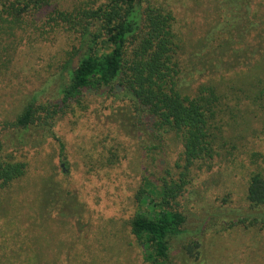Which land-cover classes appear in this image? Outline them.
<instances>
[{"label":"rangeland","instance_id":"rangeland-1","mask_svg":"<svg viewBox=\"0 0 264 264\" xmlns=\"http://www.w3.org/2000/svg\"><path fill=\"white\" fill-rule=\"evenodd\" d=\"M110 1L52 0L28 9L20 25L12 14L9 27L0 28V158L28 167L24 178L2 192L0 243L38 252L45 264H147L131 222L141 211L151 217L152 210L136 195L146 175L170 173L178 181L186 172L174 134L158 140L145 133L141 139V126L125 128L123 109L130 103L113 96L86 97L82 108L63 116L55 128L60 141L47 139L37 149L11 145L9 127L35 93L41 92V102L52 98L64 63L79 45V21L67 23L58 13L77 15ZM153 1L172 4L187 46L186 74L195 84L212 81L223 94L227 140L212 161L192 166L190 192L176 208L187 234L174 239L168 264H264V228L241 223L250 213V178L264 167V109L252 97L264 63L209 75L210 56L202 45L224 37L231 19L240 35L257 3L264 11V0ZM144 146L155 149L146 154Z\"/></svg>","mask_w":264,"mask_h":264},{"label":"trees","instance_id":"trees-1","mask_svg":"<svg viewBox=\"0 0 264 264\" xmlns=\"http://www.w3.org/2000/svg\"><path fill=\"white\" fill-rule=\"evenodd\" d=\"M51 1L24 0L25 6H20V0H0V28L9 27L12 14H16L20 25L28 9L44 8ZM232 3L235 1L228 0L229 5ZM172 8L170 1L112 0L77 15L58 13L67 23L79 21V45L64 63L52 98L41 102V92L35 93L10 130L7 129L13 132L10 137L14 138L11 141L14 148L37 149L47 139L60 141L55 132L57 124L76 107L82 108L86 97L113 96L130 103L123 109V121L128 126L125 128L137 131L141 126L144 130H138L141 139L145 133L158 140L174 134L181 143L186 172L181 173L178 181L170 173L158 178L146 175L136 195L141 206L152 210L151 217L141 211L131 222L132 234L147 264H168L174 239L187 234L182 229L185 219L176 208L185 193L190 192L188 176L192 166L198 160L212 161L227 144L221 118L223 94L212 81L195 84L193 75L186 74L183 65L186 41ZM5 13L9 15L7 18ZM249 15L251 20L243 34L234 32L235 25L230 22L234 19L227 16L231 20L223 29L224 37L202 44L210 56L209 75L248 68L259 60L264 63L261 3ZM263 75L256 80L252 96L262 109ZM60 144L63 150L64 145ZM4 145L0 141V146ZM153 149L144 146L146 154ZM27 169L25 162L0 158V205L2 192L24 178ZM247 204L249 217L241 223L264 228V167L250 178ZM8 243L7 240L0 243V264H45L42 254L8 250Z\"/></svg>","mask_w":264,"mask_h":264}]
</instances>
